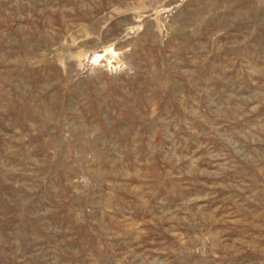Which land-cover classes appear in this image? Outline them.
I'll use <instances>...</instances> for the list:
<instances>
[{
  "label": "rangeland",
  "instance_id": "374dc122",
  "mask_svg": "<svg viewBox=\"0 0 264 264\" xmlns=\"http://www.w3.org/2000/svg\"><path fill=\"white\" fill-rule=\"evenodd\" d=\"M0 264H264V0H0Z\"/></svg>",
  "mask_w": 264,
  "mask_h": 264
}]
</instances>
